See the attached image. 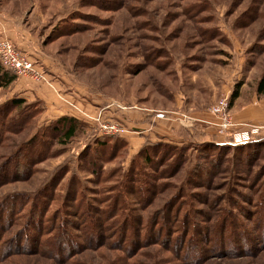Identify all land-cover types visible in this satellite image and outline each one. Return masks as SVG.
<instances>
[{
  "label": "rangeland",
  "instance_id": "1",
  "mask_svg": "<svg viewBox=\"0 0 264 264\" xmlns=\"http://www.w3.org/2000/svg\"><path fill=\"white\" fill-rule=\"evenodd\" d=\"M0 21L5 27L0 39L10 41L39 67L56 90L50 91L63 98L57 97L66 109L71 104L88 115L101 112L103 121L118 123L123 132L127 129L125 116L129 114H165L182 126L192 124L195 119L210 121L208 127L215 141L209 142H227L236 130L252 126L236 121L239 112L254 103L255 106L264 104V93H257L264 75V0H0ZM235 90L238 98L230 105ZM1 96L0 105L8 98ZM222 98L229 100L228 114L235 125L223 134L217 126L220 118L210 112ZM38 108L42 113L32 121L31 127L8 134L0 142V169L27 140L53 121L45 120L43 103ZM86 120L89 125H80L75 138L64 145L53 144L51 156L40 160L28 179L5 183L0 177V204L16 195L28 201L20 226L16 220L9 227H3L0 264L113 263L117 254L110 252L113 238L108 230L103 233L106 235L104 247H88L70 262L39 256L36 251L14 255L10 250L3 255L14 236L31 230L33 199L39 193L44 199L43 194L47 195L48 190L64 198L73 176L87 189L85 193L93 205L104 208L105 204L95 203L101 198L94 193L99 190L95 177L90 174L86 160L83 157L79 160L87 146L95 149L93 143L99 136L94 122ZM202 143L199 139L183 144L189 148L185 166L178 173L160 179L161 190L139 211L141 218L147 221L180 190L191 193L195 209L207 214L212 201L221 200L225 205L227 195L232 198L233 209L238 204L252 212V203L261 193L259 184L264 186V158L249 162L250 173L237 166V173L231 178L224 170L209 179L208 186L190 184L187 188V175L196 164L197 150ZM220 145L228 146L229 150L215 148L213 154H227L225 157L232 158L235 148L230 147L234 145ZM121 152L119 158L104 166V172L129 170L134 158H130L129 150ZM236 157L245 160L246 151ZM60 176L58 187L53 188L52 182ZM194 181H200V177ZM133 205L139 210L134 202ZM60 208V201H56L46 213L40 214L37 210L35 219L63 214ZM235 211L237 214L238 210ZM237 215L252 231V224L247 221L249 216ZM64 217L79 221L75 216ZM70 232L81 235L77 230ZM256 245L259 250L254 256L213 255L205 264H264V245ZM155 249L142 251L143 256L134 261L153 264ZM166 251L155 259L171 258L172 254Z\"/></svg>",
  "mask_w": 264,
  "mask_h": 264
},
{
  "label": "trees",
  "instance_id": "2",
  "mask_svg": "<svg viewBox=\"0 0 264 264\" xmlns=\"http://www.w3.org/2000/svg\"><path fill=\"white\" fill-rule=\"evenodd\" d=\"M16 80L14 73L0 64V89L10 88ZM257 93H264V75L259 81ZM237 98L238 90H235L231 95L230 105ZM39 103L41 102L38 100L32 104L23 98H12L1 104L0 142L8 134L22 132L31 127L32 121L42 113L38 108ZM67 110V116L50 122L48 127L32 136L8 159L0 169V177L5 183L31 177L35 165L51 156L50 150L53 144H66L75 138L80 125H89L87 118L72 108ZM212 142H203L204 145L197 150L196 164L187 175L185 185L187 188H190V184L208 186L211 183L209 179L224 170L231 178L237 173V166L250 173L249 162L264 158V132L254 141L230 147L235 148L232 158L225 157L227 154L225 156L213 154L215 148L220 151L229 150L228 146L220 144L230 141ZM93 144L95 149L87 146L81 152L79 160L82 159L81 157L86 160L90 174L95 177V186L99 187V190L94 193L101 197L95 203L105 204L104 208L98 209L93 205L85 193L87 189L73 176L68 182L64 198L48 190L47 195L43 194L44 199H41V193L33 199V213L29 223L31 230L22 233L21 236L13 235L14 239L9 242L11 247L8 244V247L13 249L7 248L3 255L10 253V250L14 255L36 251L39 256L70 262L76 254L87 250L88 247L96 249L104 247L106 235L103 233L106 230L113 238L110 252L117 254L111 264H147L134 260L138 256H143L142 251L152 248H156V255L164 250L172 254L171 258L165 260L161 258L156 260L155 255L153 264H205L213 255L254 256L259 250L256 244H260V247L264 245V186L261 183L259 184L261 193L252 203V212L238 204L235 205L237 214L249 216L247 221L251 222V229L253 228L252 231L255 230V233L235 214L230 195L226 196L225 205L221 200L212 201L211 211L209 210L207 214L195 209V200L187 190H180L160 211L145 221L139 215V211L146 208L161 190L160 179L167 178L171 173H178L185 166L189 148L183 144L180 146L145 141L132 157L134 159L129 170L123 173L120 169L104 172V166L119 158L122 150L123 153L124 151L128 153V143L121 138V134L117 137L99 134ZM245 151V160L236 157L239 154L241 156ZM196 177H200V181L195 182ZM61 179V176L58 180L55 178L52 182L53 188L58 187ZM20 196L7 198L0 204V235L3 234V227H9L16 220L17 225L20 226L22 212L28 205L24 196ZM56 201H60V210L63 214L53 218H44L43 215L35 219L37 210H40V214L43 211L46 213ZM132 202L139 210L132 206ZM64 215L75 216L79 221H70ZM70 230L80 231V237L71 234ZM2 240L1 236L0 244ZM170 244H173L172 249Z\"/></svg>",
  "mask_w": 264,
  "mask_h": 264
},
{
  "label": "crops",
  "instance_id": "3",
  "mask_svg": "<svg viewBox=\"0 0 264 264\" xmlns=\"http://www.w3.org/2000/svg\"><path fill=\"white\" fill-rule=\"evenodd\" d=\"M1 22V21H0ZM0 36L5 34L4 24L0 25ZM21 45V43H19ZM1 97L8 99L23 98L27 101L38 100L44 105L45 120H56L62 116H67L68 110L60 100L63 98L55 96L50 89L42 85L31 84L25 79L17 78L16 82L8 89H0ZM60 100H58V98ZM3 98V99H4ZM250 105L239 112L236 121L239 123H250L252 126H262L264 124V104ZM127 129L121 138L128 143L130 158H132L145 141L152 143L164 142L176 145L188 144L191 141L203 142L215 141L213 138L210 121L205 119L194 120L190 126H182L175 122L173 117L161 114H139L132 113L125 116ZM135 131H131V130ZM130 130V131H129ZM179 131L180 134H179ZM221 142V143H225Z\"/></svg>",
  "mask_w": 264,
  "mask_h": 264
},
{
  "label": "built area",
  "instance_id": "4",
  "mask_svg": "<svg viewBox=\"0 0 264 264\" xmlns=\"http://www.w3.org/2000/svg\"><path fill=\"white\" fill-rule=\"evenodd\" d=\"M0 64L11 70L16 78L25 79L35 84H44L53 92L55 88L47 76L35 65V63L25 54L18 51L15 46L7 39H0ZM74 111L84 116L88 120L94 122L98 133L102 136H115L123 132V128L115 122L103 121L101 112L95 115H88L80 111L74 105L69 104ZM229 100L228 98L219 99L210 109V112L215 117L220 118V123L217 124L220 133L227 132L235 127L228 114ZM103 111V110H102ZM191 124L187 125L190 126ZM264 132L263 126H246V128L236 130L231 139L232 145H243L256 140L261 133Z\"/></svg>",
  "mask_w": 264,
  "mask_h": 264
}]
</instances>
